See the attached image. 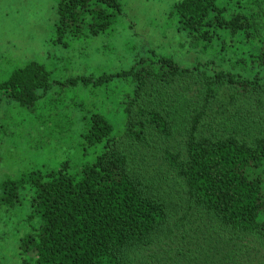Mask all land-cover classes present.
Wrapping results in <instances>:
<instances>
[{
  "label": "trees",
  "instance_id": "16d2710c",
  "mask_svg": "<svg viewBox=\"0 0 264 264\" xmlns=\"http://www.w3.org/2000/svg\"><path fill=\"white\" fill-rule=\"evenodd\" d=\"M122 1L59 0L56 43L111 32ZM171 15L195 51L249 47L233 59L249 76L152 53L114 74L51 81L31 61L0 79V106L26 109L57 88L115 87L81 120L90 160L19 169L0 185L5 213L26 204L13 222L16 264H245L232 250L264 248V0H180Z\"/></svg>",
  "mask_w": 264,
  "mask_h": 264
},
{
  "label": "rangeland",
  "instance_id": "374dc122",
  "mask_svg": "<svg viewBox=\"0 0 264 264\" xmlns=\"http://www.w3.org/2000/svg\"><path fill=\"white\" fill-rule=\"evenodd\" d=\"M58 1L0 0L1 80L31 61L41 64L50 73L51 81L114 74L130 70L140 59H150L152 53L169 56L182 66L211 59L216 68L248 75V70L233 59L244 55L242 49L248 53L249 47L216 54L201 53L188 46L186 36L177 30L171 15L173 5L180 0H123V16L114 20L111 32L79 40L66 38V47L56 43L54 32ZM257 11L256 8L254 13ZM114 88L79 85L62 92L57 88L45 93L31 109L4 102L0 106V185L17 177L19 169L46 171L67 161L74 166L90 160L95 150L80 147L79 134L85 128L81 120L105 109L106 99L113 97L110 89ZM52 114L56 119H67L63 121L66 123L54 130L47 129L41 120ZM107 117L115 133L119 132L121 120ZM60 128L70 131L59 137L63 134ZM23 205L7 213L0 208V264H16L13 222L25 214L20 213L25 211ZM213 232L215 229L207 228V234ZM250 245V251L232 250L233 256L246 257L245 264H264V248L256 243Z\"/></svg>",
  "mask_w": 264,
  "mask_h": 264
}]
</instances>
